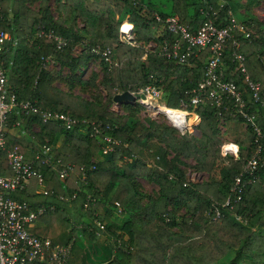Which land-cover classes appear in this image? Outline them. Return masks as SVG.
Segmentation results:
<instances>
[{"label": "trees", "instance_id": "obj_1", "mask_svg": "<svg viewBox=\"0 0 264 264\" xmlns=\"http://www.w3.org/2000/svg\"><path fill=\"white\" fill-rule=\"evenodd\" d=\"M48 1L1 2L3 28L15 41L7 43L4 53L8 91L19 100L33 101L38 108L77 120L66 128L60 120L42 122L38 115H30L23 124L13 125L22 116L13 111L8 114L5 146L0 150L2 165L6 150L14 145L26 160L42 147L50 148V165L35 166L44 177L46 195L35 194L33 182L25 189L5 193L30 202L32 208L40 203L54 205L53 210L37 215L30 230L54 244L70 243L67 264H216L229 256L226 264H264V245L260 247L262 254H257L255 246L264 242V106L253 101L243 76L234 70L230 42L220 59L223 78L241 91L245 109L255 114V126L261 133L255 177L242 174L244 189L231 207L223 206L227 197H233L229 187L257 145L253 127L245 125L231 100L225 110L213 107L209 100L198 104L194 109L199 117L197 137L189 132L178 136L173 128L153 119L140 121L141 106L135 102L119 103L121 113L110 109L116 93L132 92L146 84L161 86V100L167 107L178 108L180 101L187 104L209 50L195 51L185 64L162 56L163 42L175 38L167 30L165 18L175 15L191 31L207 20L225 26L230 16L235 19L238 14V1L101 0L108 6L104 14L90 9V0H52L56 16ZM257 1L245 0L241 7L247 12ZM34 2L36 8L29 5ZM241 16L235 20L248 36L239 32L235 36L240 41L246 73L264 89V23ZM125 23L130 25L128 37L119 32ZM49 32L63 41L60 49L47 36ZM95 46L111 47L109 63L89 52ZM46 56L68 70L69 75L61 80L65 88L52 85L55 77L42 66ZM95 60L101 65L100 83L106 94L101 99L91 93L92 97L85 99L80 94L94 86V78L83 79V71ZM219 111L224 119L222 133L226 141L237 144L238 157L221 158L213 178L187 182L181 168L183 159L191 158L194 170L211 173L220 155ZM30 122L36 123L38 130L27 129L21 134ZM88 122L101 129L98 138L106 134L120 145L102 154L98 138L89 136ZM124 155L128 159L125 163L120 161ZM60 163L74 165L64 180L57 176ZM139 179L156 185V191L144 192ZM87 196L92 202L84 209ZM210 208H217L220 216L213 219L210 213L206 215Z\"/></svg>", "mask_w": 264, "mask_h": 264}, {"label": "built area", "instance_id": "obj_2", "mask_svg": "<svg viewBox=\"0 0 264 264\" xmlns=\"http://www.w3.org/2000/svg\"><path fill=\"white\" fill-rule=\"evenodd\" d=\"M1 2L2 0H0V150L5 146V138L8 132V114L11 111L22 116V119L14 122L13 125L23 124V119L25 117L28 118L30 115H38L42 122L53 119L60 120L66 128H70L71 125L77 122L76 119L63 113L38 108L33 101L19 100L14 93L8 91L6 74L3 67L4 53L7 50V43L15 44V41L11 38L9 32L3 28L5 17L2 13ZM201 13L202 15H206L207 12L202 11ZM165 23L167 30L175 34V38L171 42H163L160 54L167 59L175 60L178 64H185L187 58L190 55H194L195 51L207 48L209 56L204 64L202 76L196 85L190 89L188 103L179 102V105L183 107L180 109L165 105L161 100L162 88L157 84H146L130 93L134 97V102L139 104L144 111L156 110L162 114L168 125L175 130L178 136L188 132L190 127H195L198 123L199 117L194 113V109L198 104L209 100L213 107L225 110L228 100L234 103L236 112L244 118L245 125L248 124L253 127L257 145L229 187V192L233 194V197L232 199L227 197L223 206L231 207V203L238 202L241 198L240 193L244 189L245 184L242 182V174L248 172L252 175V178L255 177L260 154V145L257 140L260 138L261 133L260 129L255 126V114H248L245 109L241 91L234 82L223 78L220 59L226 44L230 42L232 47L231 60L234 63V70L240 72L243 76L253 101L264 106V89H262L260 81L249 79L244 65V55L239 50L240 41L235 36L236 32L248 36V32L232 16L229 17V23L225 26H216L212 21L207 20L194 31H191L187 25L180 23L175 15L167 16ZM120 35L128 37L127 33H120ZM47 36L55 40L57 49L63 46L64 43L58 36L53 35L51 32ZM89 52L100 55L104 61L110 62L111 47L106 46L101 49L95 46L91 47ZM42 61L43 67L47 64H54V61L49 56L43 58ZM116 104L115 102L114 105ZM188 105L191 107V110L185 109ZM217 115L221 125L224 119L220 111L217 112ZM188 116L194 117L196 122L189 125ZM191 117L189 120H191ZM180 120L182 121L180 122ZM81 123L86 122L81 120ZM88 125H90L91 129L89 136L98 138L99 134L102 133L98 125L92 122H88ZM27 129L34 132L38 130V126L36 123L30 122L28 127L25 126L21 129V134L27 133ZM100 136L98 141L100 142L102 154L111 152L115 149L114 147L120 145L119 140L113 139L109 135L102 134ZM122 146L126 148L125 144ZM238 151L237 144L229 141H223L219 148V154L222 157L233 159L238 157ZM49 152V147H42L41 151L36 152L31 159L26 160L23 153L14 145L6 150L4 165H2L0 160V264H67L70 243L54 244L49 238L37 236L30 230L37 215L46 210H53L54 205L40 203L35 208H32L30 202L16 200L5 194L6 192L25 189L33 182L35 184L34 193L46 195L47 190L45 189L44 177L35 166L38 164L50 165V158L47 155ZM54 161L59 163V160L56 158ZM59 165L61 168L57 176L59 179L64 180L69 176L74 165L71 163H65L64 165L60 163ZM82 168L81 166L80 169L82 170ZM59 198L61 197L59 196ZM90 202H92V199L87 196L83 203V208L86 209ZM209 213L213 219L220 216L217 208L208 209L206 215ZM94 221L101 228L99 222Z\"/></svg>", "mask_w": 264, "mask_h": 264}, {"label": "rangeland", "instance_id": "obj_3", "mask_svg": "<svg viewBox=\"0 0 264 264\" xmlns=\"http://www.w3.org/2000/svg\"><path fill=\"white\" fill-rule=\"evenodd\" d=\"M29 5L32 8H36L37 2H34L32 4H29ZM48 5L50 6L52 14L54 16H56V11L54 9L53 1L49 0ZM87 5L90 8L96 7V10H99L102 13H106L107 9H108V6H106L104 3H102L101 0H92V1L90 0L87 2ZM260 7H261V9H259V12H262L261 18L264 20V3ZM127 28H129V27H127ZM79 47L80 46H78V49H79ZM45 68L47 70H49L52 73V75L55 77L53 82H52V85H54L55 87H58L60 89L65 88V84L61 80H63L62 78L67 77V75H69L68 70L65 68H61L56 62L53 65L47 64ZM83 74H84L83 79L84 78L87 79L88 77L93 76L94 86L93 87L91 86L89 91H83L80 94V96L85 98V99H90L92 97L91 93H94V94H97L98 97L103 99L106 92L103 89L102 84L100 83V78L102 76V72H101V65L99 64L98 60L93 61L89 65V68H87L83 71ZM75 91L78 92L77 89H75ZM178 108L180 109L183 107H181L179 105ZM110 109H112L113 111H115L117 113H121V109L118 107V104L117 105L110 104ZM185 109L189 110L188 108H185ZM138 116H139L140 121H142V122H145V119L149 118V119L155 120L158 124H164V125L169 127V125H168L167 121L165 120V118L163 117V115L160 114L159 112H157L156 110L144 111L141 107L140 113L138 114ZM190 117L191 116H188V121H189ZM219 127H220V133H222L223 127L221 125H219ZM188 132L191 133L192 135H194L195 137H197L199 135V133L195 127H190ZM219 140H221L222 142L223 141L228 142V141H226V138L224 137L223 133L219 135ZM221 158H228V157H222L219 155V157H217L216 163L213 165L211 173H203V172L196 171L193 168L194 161L191 158L183 159L184 165H181V168H183V170H184L186 181L190 182V183H199L201 181H205V180H208L210 178L215 177L217 175L218 168L222 162ZM120 161L125 163L128 161V159L126 156H123V157H121ZM139 182L141 184V188L146 193L155 192L157 189L156 185L149 183L148 181H146L144 179H139ZM178 212L182 213V210L180 209ZM262 253L263 252L258 251L257 254H262ZM263 256H264V254H263ZM259 257H260V255H259ZM228 258H230V256ZM228 258L226 260H223V262H221V260H219L216 264H226Z\"/></svg>", "mask_w": 264, "mask_h": 264}, {"label": "crops", "instance_id": "obj_4", "mask_svg": "<svg viewBox=\"0 0 264 264\" xmlns=\"http://www.w3.org/2000/svg\"><path fill=\"white\" fill-rule=\"evenodd\" d=\"M92 1V0H91ZM238 2V6H239V8H238V11H237V13L238 14H236L235 15V19L237 20V21H239L241 18H238V15H240V17H242L241 15H246L245 17L246 18H250V17H254L257 21H260V22H262V23H264V20L261 18V16H262V12H259V9H261V7L260 6H262V4L264 3V0H258L257 2H253L252 4H250L249 6H248V8H247V12H245V9L243 8V7H241V5H244L246 2H245V0H237ZM103 3V2H102ZM90 8V7H89ZM90 9H92V10H96V7H94V8H90ZM98 12H101V11H99V10H97ZM104 14H107V13H104ZM243 20V19H242ZM125 24H127V23H125ZM128 26H129V28H130V25L129 24H127ZM78 46H80V44H77L76 46H75V49H78ZM76 51H79V49L78 50H76ZM92 62H88V64H87V66H86V69L87 68H89V65L91 64ZM76 93H78V92H76ZM194 118V117H193ZM196 121H189V123L190 124H193V123H195ZM263 219H264V214H263ZM264 245V242H263V244L262 243H260V244H256L255 246H257V249H258V251H260L261 252V250H260V247L261 246H263ZM255 246H253V248L255 247ZM254 250V249H253ZM257 251V252H258ZM261 258V257H260Z\"/></svg>", "mask_w": 264, "mask_h": 264}, {"label": "water", "instance_id": "obj_5", "mask_svg": "<svg viewBox=\"0 0 264 264\" xmlns=\"http://www.w3.org/2000/svg\"><path fill=\"white\" fill-rule=\"evenodd\" d=\"M120 33H127L129 32V28H126L122 26L119 30ZM113 101H115L117 104L122 102H134V97L131 95L128 91H123L121 93H116L113 96Z\"/></svg>", "mask_w": 264, "mask_h": 264}, {"label": "bare ground", "instance_id": "obj_6", "mask_svg": "<svg viewBox=\"0 0 264 264\" xmlns=\"http://www.w3.org/2000/svg\"><path fill=\"white\" fill-rule=\"evenodd\" d=\"M124 27H129L128 25H123ZM182 120H180V122H181ZM189 121H196V119L195 118H193V117H191V120H189ZM189 125H191L190 123H189Z\"/></svg>", "mask_w": 264, "mask_h": 264}]
</instances>
